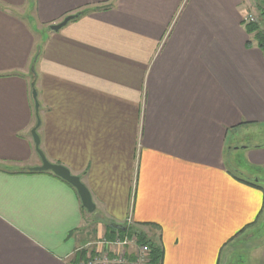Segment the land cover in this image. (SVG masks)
<instances>
[{
	"label": "crops",
	"instance_id": "crops-1",
	"mask_svg": "<svg viewBox=\"0 0 264 264\" xmlns=\"http://www.w3.org/2000/svg\"><path fill=\"white\" fill-rule=\"evenodd\" d=\"M259 1L0 0V264H77L92 240L130 235L128 216L160 264H227L245 246L264 190L234 170L264 168V147L233 137L264 125V54L243 23ZM32 84L39 148L80 177L93 220L71 186L27 170Z\"/></svg>",
	"mask_w": 264,
	"mask_h": 264
},
{
	"label": "built area",
	"instance_id": "built-area-1",
	"mask_svg": "<svg viewBox=\"0 0 264 264\" xmlns=\"http://www.w3.org/2000/svg\"><path fill=\"white\" fill-rule=\"evenodd\" d=\"M251 12L244 16V24L258 23L256 14ZM132 225L131 216H128L125 228L130 231V235L102 238L93 242L89 246L90 250H84L85 255L77 264H148L149 247L138 244Z\"/></svg>",
	"mask_w": 264,
	"mask_h": 264
},
{
	"label": "rangeland",
	"instance_id": "rangeland-1",
	"mask_svg": "<svg viewBox=\"0 0 264 264\" xmlns=\"http://www.w3.org/2000/svg\"><path fill=\"white\" fill-rule=\"evenodd\" d=\"M258 6H261L264 9V0L259 1ZM253 13L256 14L255 10L253 11ZM256 16H257L258 21H260V19L264 20V14L262 15V18H260L259 13H257ZM44 33H45V30H42L41 34L43 38H44ZM238 132H240V135H236V137L234 136L233 141L234 139L236 141H239V140L241 141V142H237L238 144H236L237 146L241 145L239 150H242L245 146L251 147L254 144L256 145L258 143L264 142V138L259 139L260 138L259 134L260 133L264 134V125L259 126V127H256V125L255 126L254 125L245 126L242 129H240ZM231 169L234 170V168H231ZM234 171L238 172L237 174L241 175L242 177H245V178L251 177V179H253V181H257V184L264 190V168L257 169V168L249 167L247 164H244L242 162L238 165V168L235 169ZM90 216H91L90 217L91 220H93L92 213ZM93 216H95L94 213H93ZM262 236H264V218L260 219L258 228H254L250 236L247 237L250 240L249 241L245 240L246 242L245 246H240L238 243H235L236 245L234 244L235 247H233V251L234 250L235 251L232 252L231 256L228 259L227 264H254V261L256 259L252 260V257L250 256L251 250L255 249L256 245H259V243H261ZM95 241L97 240H92L91 242H95ZM228 254H229V250L227 251L226 255L228 256Z\"/></svg>",
	"mask_w": 264,
	"mask_h": 264
},
{
	"label": "water",
	"instance_id": "water-1",
	"mask_svg": "<svg viewBox=\"0 0 264 264\" xmlns=\"http://www.w3.org/2000/svg\"><path fill=\"white\" fill-rule=\"evenodd\" d=\"M78 14H72L64 17L60 22L53 24L50 26V29L52 31H58L61 28H63L69 21L75 19ZM31 71H33V66L31 67ZM32 99L34 102V109H35V114H36V124L35 126L31 129V136L33 139L34 143V148L35 151L37 152L40 160H41V165L37 167H32L28 168V171L31 172H51L53 175L59 177L66 183H68L75 191L76 194L80 200L82 208L87 212V213H93L95 210V205L93 203L91 194L87 187L81 182V179L79 176L72 174L69 169L64 167L63 165L56 164V163H51L49 162L42 151L40 150V138L39 135L37 134V128L40 125V119L38 116V108L39 104L37 101V96H36V90L34 88V85L32 84Z\"/></svg>",
	"mask_w": 264,
	"mask_h": 264
},
{
	"label": "trees",
	"instance_id": "trees-1",
	"mask_svg": "<svg viewBox=\"0 0 264 264\" xmlns=\"http://www.w3.org/2000/svg\"><path fill=\"white\" fill-rule=\"evenodd\" d=\"M103 9H105V8L104 7H97L94 10H97L98 11V10H103ZM90 11H91L90 9H83V10L77 11L75 13V14H78L76 18L81 17V16L89 13ZM258 13H259L260 18H262V15L264 14V9L261 6H258ZM245 28H246V31L249 34H253L254 40L256 41V44H257L258 48L264 54V20H261L260 19V21H258V23H256V24H245ZM35 60H36V55H35V57L33 59L32 66L35 63ZM249 125H255V124L253 122H242L241 124L237 125L236 128H243V127L249 126ZM256 127H259V126H256ZM259 137H258L259 139L264 138V134L263 133L262 134L260 133L259 134ZM245 147L247 148L248 146H245ZM251 147H253V148H262V147H264V142L263 143H258L256 145L254 144ZM29 173H34V172H29ZM83 211L86 212L84 209H83ZM111 231L112 232H115V229H111ZM117 233H120V232H117ZM136 236H137V242H138V244H140V245H143L144 244V245H147L149 247V258H150V260H149V263L148 264H160L161 259H162L161 249L156 244H154L149 238H147L143 233L137 232L136 233ZM111 239H112V237H111ZM84 255H85V252L83 251L81 253L80 259H82L84 257Z\"/></svg>",
	"mask_w": 264,
	"mask_h": 264
}]
</instances>
